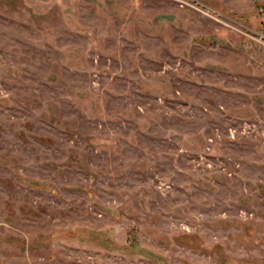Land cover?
Here are the masks:
<instances>
[{
    "label": "rangeland",
    "instance_id": "374dc122",
    "mask_svg": "<svg viewBox=\"0 0 264 264\" xmlns=\"http://www.w3.org/2000/svg\"><path fill=\"white\" fill-rule=\"evenodd\" d=\"M0 264H264V0H0Z\"/></svg>",
    "mask_w": 264,
    "mask_h": 264
}]
</instances>
